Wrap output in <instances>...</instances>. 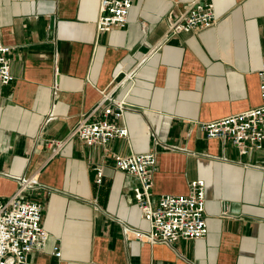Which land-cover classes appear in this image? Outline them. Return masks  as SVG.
Returning <instances> with one entry per match:
<instances>
[{
	"label": "crops",
	"instance_id": "1",
	"mask_svg": "<svg viewBox=\"0 0 264 264\" xmlns=\"http://www.w3.org/2000/svg\"><path fill=\"white\" fill-rule=\"evenodd\" d=\"M131 1L125 27L97 32L99 0H0L12 77L0 85V199L22 187L41 203L48 233L28 264H264V145L241 154L199 129L261 103L264 0ZM196 2H211L217 23L168 36ZM83 118L124 124L128 135L89 146L72 137L55 152ZM147 152L153 201L205 181V237H135L149 228L137 180L112 155Z\"/></svg>",
	"mask_w": 264,
	"mask_h": 264
},
{
	"label": "built area",
	"instance_id": "2",
	"mask_svg": "<svg viewBox=\"0 0 264 264\" xmlns=\"http://www.w3.org/2000/svg\"><path fill=\"white\" fill-rule=\"evenodd\" d=\"M131 0H99L96 18L97 32L110 31L114 27H125ZM218 21L211 2H196L170 22L168 36L178 33H196L213 27ZM11 47L2 41L0 32V85H8L10 74ZM261 103L244 111L227 115L212 121L201 122L199 129L207 139L227 140L239 153L246 154L264 145V63L257 71ZM105 100L108 94L103 97ZM114 118H122L124 105L115 101ZM99 104L96 109H100ZM111 112L104 110V115ZM128 129L107 118L98 120L81 119L63 141H55V152L72 137H78L85 145H106L119 137H126ZM155 154L129 153L113 154L116 169L133 175L137 184L132 187L133 199L140 217L149 224L148 230L134 229L138 239L151 244L171 245L179 239H200L206 236L208 228L204 214L205 181L193 179L186 194H162L156 201L151 198L152 168ZM102 171L97 170V182ZM22 187L11 196L0 199V264H28V257L35 247H40L48 238L41 224L42 205L39 201L23 199ZM53 253L59 257L58 246Z\"/></svg>",
	"mask_w": 264,
	"mask_h": 264
}]
</instances>
